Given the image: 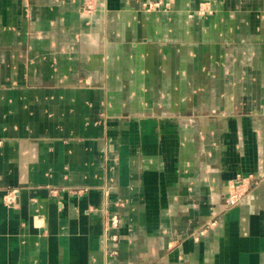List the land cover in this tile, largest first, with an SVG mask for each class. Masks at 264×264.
<instances>
[{
    "label": "crops",
    "instance_id": "0c3cea01",
    "mask_svg": "<svg viewBox=\"0 0 264 264\" xmlns=\"http://www.w3.org/2000/svg\"><path fill=\"white\" fill-rule=\"evenodd\" d=\"M263 102L264 0H0V264H264Z\"/></svg>",
    "mask_w": 264,
    "mask_h": 264
},
{
    "label": "built area",
    "instance_id": "2783aa9c",
    "mask_svg": "<svg viewBox=\"0 0 264 264\" xmlns=\"http://www.w3.org/2000/svg\"><path fill=\"white\" fill-rule=\"evenodd\" d=\"M164 6H166L167 4H162ZM161 6V3L158 2V3H146V4H143V7L146 9V10H151V9H154V8H157ZM260 114L261 115H264V102L261 104L260 106ZM238 201V195L237 194H230L229 197H228V203L230 205H233L235 204L236 202ZM114 223H116V219L114 218Z\"/></svg>",
    "mask_w": 264,
    "mask_h": 264
}]
</instances>
